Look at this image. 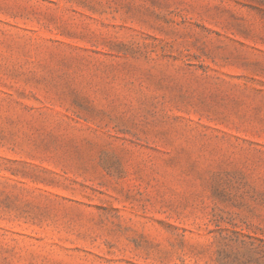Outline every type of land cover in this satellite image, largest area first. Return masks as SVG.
<instances>
[{
	"label": "rangeland",
	"instance_id": "obj_1",
	"mask_svg": "<svg viewBox=\"0 0 264 264\" xmlns=\"http://www.w3.org/2000/svg\"><path fill=\"white\" fill-rule=\"evenodd\" d=\"M0 264H264V0H0Z\"/></svg>",
	"mask_w": 264,
	"mask_h": 264
}]
</instances>
